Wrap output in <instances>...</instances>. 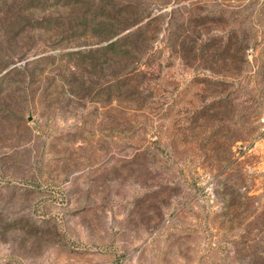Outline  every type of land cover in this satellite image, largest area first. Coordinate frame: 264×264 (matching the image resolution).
<instances>
[{"label": "rangeland", "instance_id": "1", "mask_svg": "<svg viewBox=\"0 0 264 264\" xmlns=\"http://www.w3.org/2000/svg\"><path fill=\"white\" fill-rule=\"evenodd\" d=\"M138 5L161 16L144 113L72 100L54 40L20 41L0 81V264H264V0ZM186 37L244 50L181 62Z\"/></svg>", "mask_w": 264, "mask_h": 264}, {"label": "trees", "instance_id": "2", "mask_svg": "<svg viewBox=\"0 0 264 264\" xmlns=\"http://www.w3.org/2000/svg\"><path fill=\"white\" fill-rule=\"evenodd\" d=\"M139 7L138 0H0V81L16 70L20 41L46 34L64 64L67 79L61 86L72 100L115 106L118 112H146L157 102L147 76L155 72L151 65L161 53L152 33L161 16L144 17ZM173 44L181 62L204 61L214 51L218 63L224 61L223 53L240 56L244 50L238 43L220 49L187 37ZM163 70L159 66L153 81Z\"/></svg>", "mask_w": 264, "mask_h": 264}]
</instances>
